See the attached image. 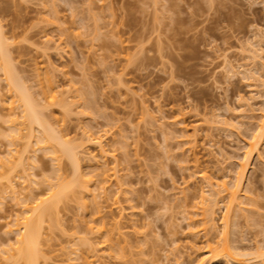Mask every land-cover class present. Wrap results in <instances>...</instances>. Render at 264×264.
Listing matches in <instances>:
<instances>
[{
	"label": "rangeland",
	"instance_id": "374dc122",
	"mask_svg": "<svg viewBox=\"0 0 264 264\" xmlns=\"http://www.w3.org/2000/svg\"><path fill=\"white\" fill-rule=\"evenodd\" d=\"M0 30L43 119L87 155L77 178L0 70V264H25L16 219L37 206L53 209L41 264H264V139L245 155L264 108V0H0ZM225 243L249 253L214 256Z\"/></svg>",
	"mask_w": 264,
	"mask_h": 264
},
{
	"label": "bare ground",
	"instance_id": "6f19581e",
	"mask_svg": "<svg viewBox=\"0 0 264 264\" xmlns=\"http://www.w3.org/2000/svg\"><path fill=\"white\" fill-rule=\"evenodd\" d=\"M1 31V30H0ZM5 39L3 38V36H2V32H0V70L3 72V76H4V80L6 81V83H7V85H8V87H10L9 88V90L11 89V91H13L14 93V96L16 95L17 96V101H20L19 102V104H21L22 106H20V107H22L23 108V110H21V112H22V117H24L23 119L25 120H27L28 121V123H29V128H30V131L32 130L33 131V128H37L40 132H41V134L42 135H40V137H38V142L39 141H41V143H44L43 145H45V143H47V145L48 144H50V145H48V146H51V148H53L54 147V149H58L59 151H60V153H62V155L63 156H65L69 161H70V163H71V165H72V167H74V169H75V177L77 176V178L79 177H81V176H83L82 174L83 173H81L79 170H81L80 169V164L79 163H81L82 162V156L84 155L83 153H82V151L81 150H83V152H84V148L82 149V147H85L84 145H77L76 144V146H74V147H71V145H69L67 142H65V140L63 139L62 140V136H59L57 133L55 134V131H54V129L52 130L51 128V126H49L48 124H47V120L44 118V116L43 115H41L42 113L41 112H39V110H38V108H37V106H39V105H37L38 103L34 100V99H32L31 98V96L32 95H29V93L26 91V90H28V88L27 89H25V87H24V84L22 85L21 84V82L19 81V76H18V78H17V76H16V74L14 73L16 70H14L13 71V68L14 67H12V63H10L11 61L9 60L10 58L8 57V52L6 51V48L7 47H5V44H7V43H5ZM8 49V48H7ZM10 61V62H9ZM26 86V85H25ZM15 96V97H16ZM34 100V101H33ZM261 110V109H260ZM262 112H260V113H262L261 114V120H260V123L258 124V126L255 128V134L252 136V143H251V145H249V147H250V149L249 150H246V151H248V152H246V156L247 155H250L252 152H253V150H257V148H259V144H260V142H262V139H264V108H262V110H261ZM47 121H45L44 119ZM49 123V122H48ZM32 128V129H31ZM38 131V132H39ZM54 131V132H53ZM34 132V131H33ZM33 132H31V133H33ZM39 132V133H40ZM32 135H34V134H30V136H32ZM58 135V136H57ZM87 136H89V137H87ZM91 135L89 134V135H86L85 137H87V138H84V139H82V140H84V142H86V139H87V142H91V145H94V144H92V139L94 140V137L92 138V137H90ZM251 136V135H250ZM61 137V138H60ZM32 137H30V139H31ZM40 138V139H39ZM92 138V139H91ZM98 138V137H97ZM251 139V138H250ZM95 140H96V138H95ZM94 140V141H95ZM98 140H100V139H98ZM97 140V141H98ZM102 140V139H101ZM100 140V141H101ZM93 141V142H94ZM192 141V140H191ZM86 142V144H88ZM53 143V144H52ZM54 143H55V145L58 147V148H55V145H54ZM82 143V142H81ZM94 143H96V141L94 142ZM98 144L100 143L99 141L97 142ZM249 143V144H250ZM37 144V143H36ZM52 144V145H51ZM85 144V143H84ZM47 145H45V146H47ZM96 145V144H95ZM99 145H101V143L99 144ZM261 145V144H260ZM44 146V147H45ZM53 146V147H52ZM86 146H88V145H86ZM97 147H98V145H96ZM101 147H103V146H101ZM99 148V150L101 151V152H103L105 149H102V148ZM248 147V148H249ZM47 148H49V147H47ZM50 149V148H49ZM53 152H54V150H52ZM58 151V152H59ZM55 152H57V150H55ZM101 152H100V154H101ZM106 151H104L103 153H105ZM103 153L101 154L102 156H103ZM80 154H83V155H80ZM86 156L87 155H85V158H86ZM245 156V157H246ZM89 157V156H88ZM92 157H94V156H92ZM248 157V156H247ZM246 157V158H247ZM85 158H83V160L85 159ZM90 159H93V158H87V160H90ZM94 159H95V157H94ZM90 162V161H89ZM245 166L244 165H242V167H240L242 170H243V172H244V169H246V168H244ZM74 171V170H73ZM237 174H239L238 176V178L237 179H239V180H242V179H240L241 177H240V175H242L243 173H237ZM236 174V175H237ZM243 176V175H242ZM107 179V178H106ZM236 179V180H237ZM82 181H84V180H82V179H79L78 180V184L77 183H75V182H77V179H75L74 180V182L73 183H71L72 185H75V184H77V185H79L80 184V182H82ZM208 182V181H207ZM206 182V183H207ZM59 183H61V182H59ZM213 183V182H212ZM236 183H238V184H235V187H236V189L235 190H229L228 191V189L226 188L227 186V184L226 185H224V186H226L225 187V191L226 192H228V205L226 206V209H227V215L225 216L226 217V219H225V222H226V224L228 225V221H229V219L232 217V216H234L235 217V214H236V217H237V213H238V211L239 210H237V209H240L241 210V207H240V200H238V198H237V189H239V187H240V182H236ZM70 184V183H69ZM208 184H210V183H207V185ZM213 184H215V183H213ZM58 185V184H57ZM56 185V186H57ZM66 185H68V184H66ZM76 185V186H77ZM84 185V188H82L81 189V191H84L85 193L86 192H88L89 191V189L88 190H85L89 185H85V184H83ZM218 185V184H217ZM220 185V184H219ZM58 186H60V184L58 185ZM56 187V188H59V187ZM65 186V185H64ZM63 186V184H62V187L59 189V191H54L55 192V195L53 194V198H55V199H58V198H61L59 195L62 193V191H65L66 192V187H64ZM76 186H73V187H76ZM81 186V185H80ZM212 188L210 189V190H213V189H215L214 187L215 186H212V184L210 185ZM223 186V187H224ZM234 186V185H233ZM69 187V186H68ZM72 187V186H71ZM77 187H79V186H77ZM222 187V186H221ZM222 187V188H223ZM63 189V190H62ZM65 189V190H64ZM70 189V188H69ZM68 189V190H69ZM72 189V188H71ZM208 189V188H207ZM223 190H224V188H223ZM214 191V190H213ZM220 191H222V190H220ZM214 192H216V191H214ZM83 193V192H82ZM217 194H219L220 192H216ZM227 194V193H226ZM52 195V194H51ZM212 195H214V194H212ZM61 196H62V194H61ZM65 197V196H64ZM64 197H62V198H64ZM239 197V196H238ZM53 198H51V199H53ZM62 199H60V201H61ZM52 201V203L53 204H56V203H58V202H55V200H51ZM44 202H46L47 203V201H44ZM210 202H213V201H210ZM51 203V204H52ZM213 203H215V202H213ZM226 203V204H227ZM42 204V203H41ZM23 205V204H22ZM46 205V204H45ZM49 205H50V203H49ZM216 205H218V204H213V206L211 207V208H209V209H206V211H205V214H203V216L205 215V219H204V225H205V229H207V230H209V229H215V223H214V209H215V207L214 206H216ZM25 206V205H24ZM23 206V207H24ZM35 206H37V204L35 205ZM47 206V205H46ZM38 207H40V208H42V206H37V208H30V209H28L27 207H26V209L23 211L24 212V214H27L28 216H24L23 218H21V219H23L22 221H20V222H18L19 220H17V219H20V218H18L17 217V219H16V223H17V225H21L20 226V228H19V230H18V232H19V234H18V237H17V239H16V242H15V245H16V248H12V249H14V250H16L15 252H16V254H17V256L19 257V258H21V259H23L24 260V262H25V264H41V258H42V253H40L41 251L39 250V245H40V239L42 238V236H41V232H40V227H41V223H43L44 221H43V219L45 218L44 217V215H46V214H48L51 210H53L52 208H51V210H50V207H43L44 209L43 210H40ZM53 208H55V205H54V207ZM33 211H32V210ZM38 209V210H37ZM237 212V213H236ZM204 213V212H203ZM51 214V213H50ZM224 217V218H225ZM233 217V218H234ZM43 221V222H42ZM230 222V221H229ZM14 225H16V224H14ZM18 229V228H17ZM225 230V229H224ZM227 230V229H226ZM224 233H225V231H224ZM41 236V237H40ZM227 239V238H226ZM40 242V243H39ZM11 247H14V246H11ZM217 247V246H216ZM219 248V247H218ZM234 248V247H233ZM231 249H232V247H231ZM237 249V248H236ZM233 250V249H232ZM219 251V250H218ZM216 251L215 249H213L212 250V253H213V255L214 256H222V257H225V258H228V259H230V260H232V262H234V261H236V262H238L237 261V258L235 257V255H242L241 253H243V252H246V251H243V252H241L240 251V253L238 254H232L230 251V247L225 243L224 244V246H223V249H222V251ZM233 252V251H232ZM211 253V252H210ZM246 253H249V252H246ZM247 254H244V256H246ZM218 258H221V257H218ZM203 260V259H202ZM44 261V260H43ZM239 263V262H238ZM197 264H203L202 263V261L200 262H198ZM239 264H241V263H239Z\"/></svg>",
	"mask_w": 264,
	"mask_h": 264
}]
</instances>
